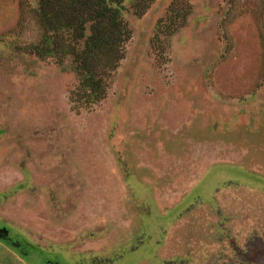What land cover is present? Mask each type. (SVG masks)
I'll list each match as a JSON object with an SVG mask.
<instances>
[{"label":"rangeland","instance_id":"rangeland-1","mask_svg":"<svg viewBox=\"0 0 264 264\" xmlns=\"http://www.w3.org/2000/svg\"><path fill=\"white\" fill-rule=\"evenodd\" d=\"M173 1L126 15L107 98L77 111L71 58L28 51L38 0H0V264H231L264 223V0H189L153 41Z\"/></svg>","mask_w":264,"mask_h":264},{"label":"trees","instance_id":"trees-1","mask_svg":"<svg viewBox=\"0 0 264 264\" xmlns=\"http://www.w3.org/2000/svg\"><path fill=\"white\" fill-rule=\"evenodd\" d=\"M156 0H38L44 34L28 47L41 59L63 64L69 57L78 84L71 91L73 109H93L105 100L133 37L126 15H144ZM230 2L231 0H225ZM231 4V3H230ZM192 12L189 0H174L158 20L153 41L174 34Z\"/></svg>","mask_w":264,"mask_h":264},{"label":"flooded vegetation","instance_id":"flooded-vegetation-1","mask_svg":"<svg viewBox=\"0 0 264 264\" xmlns=\"http://www.w3.org/2000/svg\"><path fill=\"white\" fill-rule=\"evenodd\" d=\"M256 230L251 232L253 235L248 233L249 236L244 237L241 244H237L236 241L232 242L234 253L230 254L233 258L231 264H264V223H260L259 230ZM5 239L9 246L19 248L22 252L26 251L24 248L26 246L21 241L10 238L8 235ZM50 263L55 264L56 262Z\"/></svg>","mask_w":264,"mask_h":264},{"label":"water","instance_id":"water-1","mask_svg":"<svg viewBox=\"0 0 264 264\" xmlns=\"http://www.w3.org/2000/svg\"><path fill=\"white\" fill-rule=\"evenodd\" d=\"M48 264H51L50 262ZM56 264V263H55Z\"/></svg>","mask_w":264,"mask_h":264}]
</instances>
